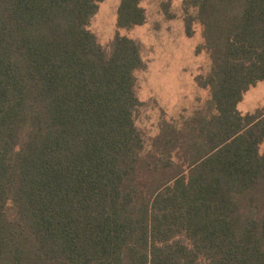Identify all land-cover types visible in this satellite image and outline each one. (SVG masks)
Returning a JSON list of instances; mask_svg holds the SVG:
<instances>
[{
	"label": "trees",
	"instance_id": "trees-1",
	"mask_svg": "<svg viewBox=\"0 0 264 264\" xmlns=\"http://www.w3.org/2000/svg\"><path fill=\"white\" fill-rule=\"evenodd\" d=\"M101 1L0 0V264H264V109L238 111L264 81V0H185L212 105L148 149L140 44L102 46ZM141 2L118 27L146 21Z\"/></svg>",
	"mask_w": 264,
	"mask_h": 264
},
{
	"label": "rangeland",
	"instance_id": "rangeland-1",
	"mask_svg": "<svg viewBox=\"0 0 264 264\" xmlns=\"http://www.w3.org/2000/svg\"><path fill=\"white\" fill-rule=\"evenodd\" d=\"M120 1H101L89 28L106 50L117 32L140 44L144 66L135 72L140 104L133 115L148 149L164 122L183 127L195 114L211 109L210 86L200 84L211 70L210 51L199 21L193 20L192 35L186 33V18L195 17L196 10L185 0H142L146 21L131 28L117 26ZM260 109H264V81L251 86L238 104L242 118Z\"/></svg>",
	"mask_w": 264,
	"mask_h": 264
},
{
	"label": "crops",
	"instance_id": "crops-1",
	"mask_svg": "<svg viewBox=\"0 0 264 264\" xmlns=\"http://www.w3.org/2000/svg\"><path fill=\"white\" fill-rule=\"evenodd\" d=\"M259 83V82H258Z\"/></svg>",
	"mask_w": 264,
	"mask_h": 264
}]
</instances>
